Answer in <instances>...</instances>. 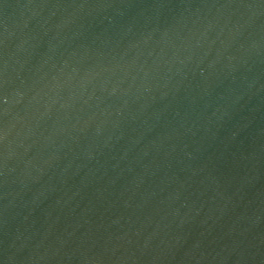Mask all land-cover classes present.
Returning a JSON list of instances; mask_svg holds the SVG:
<instances>
[{"label": "water", "instance_id": "water-1", "mask_svg": "<svg viewBox=\"0 0 264 264\" xmlns=\"http://www.w3.org/2000/svg\"><path fill=\"white\" fill-rule=\"evenodd\" d=\"M0 264H264V0H0Z\"/></svg>", "mask_w": 264, "mask_h": 264}]
</instances>
